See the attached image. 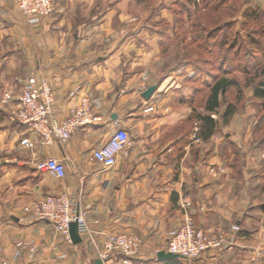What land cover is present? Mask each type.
<instances>
[{"label":"crops","instance_id":"obj_1","mask_svg":"<svg viewBox=\"0 0 264 264\" xmlns=\"http://www.w3.org/2000/svg\"><path fill=\"white\" fill-rule=\"evenodd\" d=\"M53 2L54 12L36 24L12 1L0 3V102L13 95L8 105L0 104V264H94L107 238L120 232L141 243L130 264H189L156 259L169 232L181 226L184 200L196 229L227 235L222 248L202 254L196 264H264V142L257 140L249 111L236 112L225 126L212 113L216 125L205 131L192 120L199 91L184 76L147 81L146 54L129 58L125 67L123 56L140 49L128 41L110 44L118 36L109 28L113 14L107 10L98 18L101 29L94 22L73 28L74 7L93 0ZM34 74L49 81L58 120L82 98L99 120L65 143L49 144L11 122L9 112ZM152 86L146 101L142 94ZM147 107L153 111L145 112ZM119 130L128 134L129 145L107 169L92 154ZM25 137L30 148L20 143ZM50 158L63 165V178L37 170ZM59 193L85 215L87 230L78 232L76 245L24 213ZM123 260L112 254L106 264Z\"/></svg>","mask_w":264,"mask_h":264},{"label":"rangeland","instance_id":"obj_2","mask_svg":"<svg viewBox=\"0 0 264 264\" xmlns=\"http://www.w3.org/2000/svg\"><path fill=\"white\" fill-rule=\"evenodd\" d=\"M5 1H12L16 6L14 0ZM53 5L55 10L54 2ZM74 8L73 28L93 22L97 25L98 18L107 10L113 14L109 28L118 36L112 37L110 44L128 41L130 46L140 49L137 54L131 51L127 57L123 56L122 63L135 56L150 55L143 76L154 84L171 73L184 76L188 87L199 91L191 106L193 111L204 104L213 80L225 77L234 85L227 91L220 113L225 103H232L238 111H249L251 120L256 121L264 115L263 101L253 98L251 88L264 67L260 49L264 50V0H93L91 6L83 4ZM246 13H254L256 17L244 20ZM100 27L98 24L96 28ZM256 42L261 43L260 47L253 44ZM230 46L234 48L229 54L227 48ZM128 66L125 64L126 68ZM7 94L12 100L11 92L2 95L1 107L9 104L4 102ZM124 233L127 232L112 235Z\"/></svg>","mask_w":264,"mask_h":264},{"label":"built area","instance_id":"obj_3","mask_svg":"<svg viewBox=\"0 0 264 264\" xmlns=\"http://www.w3.org/2000/svg\"><path fill=\"white\" fill-rule=\"evenodd\" d=\"M5 0H0L3 2ZM15 4L28 20L36 24L41 19L49 17L54 11L52 0H14ZM11 96L7 94L4 102L8 103ZM54 95L49 81L39 75H31L18 96L9 119L22 125L30 133L40 138L44 143L52 141L65 143L80 127L95 123L99 120L90 109L89 100L82 98L77 107L70 110L69 116L58 120L53 111ZM145 112H152L153 107H147ZM21 145L32 146L28 137L21 139ZM129 145V136L123 131L115 132L102 146L96 149L92 158L105 168L115 166L119 154L125 152ZM36 168L41 173H52L57 178H63L64 167L55 159H47L37 163ZM71 199L65 193L50 195L42 198L33 206L24 208V213L33 220L49 223L56 233L66 238L69 236V226L76 224L78 232L87 230L85 215L73 206ZM190 202L184 200L182 208V225L168 236L165 253L178 255L189 264H196L197 259L204 253L222 248L225 233L217 231L213 234L195 229L189 214ZM236 226L232 231H237ZM140 240L131 234H115L107 238L103 248L98 253L99 260L106 264L113 253H119L123 264L131 263V258L140 248Z\"/></svg>","mask_w":264,"mask_h":264},{"label":"trees","instance_id":"obj_4","mask_svg":"<svg viewBox=\"0 0 264 264\" xmlns=\"http://www.w3.org/2000/svg\"><path fill=\"white\" fill-rule=\"evenodd\" d=\"M220 5L216 6V10L219 8ZM255 18L256 15L254 13L245 14L243 16L244 20H248L250 18ZM260 47V42L253 43ZM234 47H228L227 53L230 54L233 51ZM261 56L264 58V50L260 48ZM258 80L256 83H251L252 88V96L255 99L263 101V108H264V67L261 68L260 73L258 75ZM250 84V83H249ZM234 85V82L225 78H215L212 84L209 86L207 95L204 99V104L201 106L200 109H195L193 112L192 120L195 122H199L201 127L205 131H211L215 127V122L210 118V114H219V119L223 126L227 125L232 118V116L238 112V108L235 104L232 103H225L223 111L220 113L219 108L223 104V100L226 96L227 91ZM197 110L202 111L206 116H201ZM254 133L257 137L258 141L264 142V115H261L257 120L256 124L253 128Z\"/></svg>","mask_w":264,"mask_h":264},{"label":"water","instance_id":"obj_5","mask_svg":"<svg viewBox=\"0 0 264 264\" xmlns=\"http://www.w3.org/2000/svg\"><path fill=\"white\" fill-rule=\"evenodd\" d=\"M155 87H149L143 94L142 97L148 101L150 96L152 95V93L154 92ZM78 231H77V226L76 224H71L69 226V238L72 244L76 245L77 243H79V239H78ZM180 258L178 255L175 254H171V253H165L164 251H160L157 253L156 255V259L158 262H164V261H169V260H176ZM94 264H103L100 260H95Z\"/></svg>","mask_w":264,"mask_h":264}]
</instances>
